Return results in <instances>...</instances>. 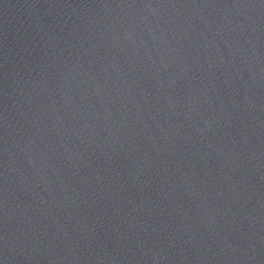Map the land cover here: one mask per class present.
Wrapping results in <instances>:
<instances>
[{"label":"water","instance_id":"water-1","mask_svg":"<svg viewBox=\"0 0 264 264\" xmlns=\"http://www.w3.org/2000/svg\"><path fill=\"white\" fill-rule=\"evenodd\" d=\"M0 264H264V0H0Z\"/></svg>","mask_w":264,"mask_h":264}]
</instances>
